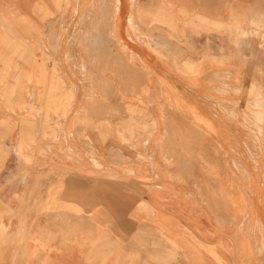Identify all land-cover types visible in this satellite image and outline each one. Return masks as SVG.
Wrapping results in <instances>:
<instances>
[{"label":"rangeland","instance_id":"374dc122","mask_svg":"<svg viewBox=\"0 0 264 264\" xmlns=\"http://www.w3.org/2000/svg\"><path fill=\"white\" fill-rule=\"evenodd\" d=\"M122 4L133 12L123 26L125 35H119L115 18L118 0H0V28H5L0 31V53L14 52L7 60L0 54V82L7 74L13 79L12 87L0 91L6 94L3 105H15L22 63L33 64L40 76V106L49 92L55 94L49 101L56 107L53 120H48L50 128L43 121L42 130L25 129L15 145L2 150L0 146V153H13L24 161L18 174L15 171L3 183L11 190L0 198V264H200L145 224L150 210L142 194L135 195L132 210L116 209L127 204L129 195L104 194L103 209L66 214L59 193L63 184L52 188L56 195L48 192L49 176L59 180L54 175L64 173L63 161L55 173H48L45 161L34 165L31 159L34 152L43 160L54 153L68 158L66 136L76 126L92 130L96 143L116 139L139 161L146 149L153 155L160 152V139L175 122L190 123L208 135L207 124L192 109L179 108L158 73L133 54L134 47L157 61L159 73L204 95L201 101L226 117L258 111L249 116L264 129V0H151L141 2L135 15L133 0ZM242 32L246 36L240 39ZM241 44L258 45V56L254 50L252 56L240 52ZM101 95L103 104L98 105ZM101 105L102 113H97ZM10 116L16 120L18 115ZM37 117L47 115L39 112ZM231 120L239 122L236 117ZM7 133L0 130V140ZM33 133H40L36 145ZM155 138L159 139L151 146ZM49 140L56 145L48 146ZM118 212L121 217L116 218Z\"/></svg>","mask_w":264,"mask_h":264},{"label":"crops","instance_id":"0c3cea01","mask_svg":"<svg viewBox=\"0 0 264 264\" xmlns=\"http://www.w3.org/2000/svg\"><path fill=\"white\" fill-rule=\"evenodd\" d=\"M124 1L118 0L115 15L119 35H125L123 26L133 17L130 7L123 6ZM133 1L135 15L136 7L141 2L145 4L151 0ZM2 30L5 28H0ZM3 44L0 43V48ZM255 46L241 44L240 52L244 50L245 55L252 56L254 53L251 51L254 50L258 56L260 47ZM132 50L142 64L158 73L171 89L179 108L192 109L198 119L207 124L210 132L203 136L190 123H172L175 128H170L171 132L166 133V138L160 139V152L153 155L151 150L148 153L146 149L143 161H139L116 139L108 140L105 145L96 143L98 138L92 130L76 126L72 134L66 136L70 149L68 158H59L54 153L43 160L36 152L31 154L34 165L41 161L47 163L48 173L52 169L55 173L57 163H64V173L54 175L59 180L49 176L48 192L51 194L52 188L63 184V189L59 191L63 198L61 203L65 213L70 215L78 212L82 215L88 209H103L104 194L129 195L127 204L118 205L116 209L132 210L137 203L135 195L142 194L144 207L150 210L149 222L145 221V224L185 249L200 264H264V129L251 120L249 113L255 111H241L240 117L231 113V118L226 117L209 102L203 103L204 95L185 90L166 77L168 74L165 72L159 73L157 61L151 60L141 47ZM13 53L0 54H3L2 59L7 60V55ZM258 61L261 59L257 58V66ZM18 67L23 68L16 77L14 106L3 105L6 96L3 91L13 86L11 74L0 82V91L3 90L0 93V115H6L0 117V130L8 131L7 136L0 140L1 150L15 145L25 129L42 130L43 121L49 123L50 128L52 123L48 120H53L50 115L56 108L49 101L55 94L50 95L49 92L40 106V76L35 73L33 64L24 67L19 63ZM256 80L259 81V77ZM99 97L98 105L103 104V95ZM82 106L81 103V112L84 110ZM102 106H99L100 110L97 107V113H100ZM129 109L135 113L134 107L129 106ZM39 112L47 117L38 118ZM13 114L18 115L16 120H9ZM26 115H31L30 122L24 117ZM233 117L239 118V122L232 121ZM25 120L27 125H24ZM160 129L162 134V127ZM39 134L33 133L35 145ZM157 139H150V145H155ZM46 144L50 147L56 145L50 140ZM23 162L13 153H0V198L11 190L3 185L5 179L21 166L24 167ZM141 176L143 180L139 179ZM15 188L18 194L19 185H15ZM54 189L52 191L56 195ZM100 216L96 215L95 218L97 221L100 218L99 222L102 223ZM119 217L121 213L118 212L116 218Z\"/></svg>","mask_w":264,"mask_h":264},{"label":"bare ground","instance_id":"6f19581e","mask_svg":"<svg viewBox=\"0 0 264 264\" xmlns=\"http://www.w3.org/2000/svg\"><path fill=\"white\" fill-rule=\"evenodd\" d=\"M246 36V33L245 32H242L241 34H240V39L241 38H244Z\"/></svg>","mask_w":264,"mask_h":264}]
</instances>
